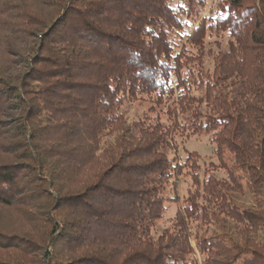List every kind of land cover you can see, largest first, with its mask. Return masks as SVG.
Masks as SVG:
<instances>
[{
	"label": "trees",
	"instance_id": "1",
	"mask_svg": "<svg viewBox=\"0 0 264 264\" xmlns=\"http://www.w3.org/2000/svg\"><path fill=\"white\" fill-rule=\"evenodd\" d=\"M206 7L0 0V264H264V0Z\"/></svg>",
	"mask_w": 264,
	"mask_h": 264
},
{
	"label": "rangeland",
	"instance_id": "2",
	"mask_svg": "<svg viewBox=\"0 0 264 264\" xmlns=\"http://www.w3.org/2000/svg\"><path fill=\"white\" fill-rule=\"evenodd\" d=\"M219 0H206L207 7L204 11V15H207L208 12L213 9L215 4ZM145 105H139V104H130L125 107L127 112H129L130 115L141 113L143 109H145ZM186 152L189 153H195L198 157V164L200 165V170L202 171L204 167L208 165L209 162H216L214 153H213V147L210 144L208 140V136L201 135V136H190L189 138L184 139L183 141L181 138L178 139V147H177V154L179 162H183L186 156ZM215 174L219 177L224 176L223 171L215 172ZM191 179L189 175L185 172V169L181 172L179 171L178 177H177V192L179 197H184L187 188L190 186ZM167 190H170V187H167ZM172 191V190H171ZM244 195H238V201H240L243 204H250L251 203V195L248 192V190L244 191ZM168 212L164 216L163 219L158 221V229L164 228L166 226L170 225V218L173 216V213L175 211L176 205L175 203L168 204ZM191 243L194 245V239H191ZM198 259L200 260V257L198 255Z\"/></svg>",
	"mask_w": 264,
	"mask_h": 264
}]
</instances>
